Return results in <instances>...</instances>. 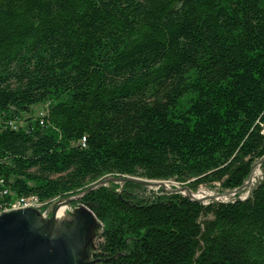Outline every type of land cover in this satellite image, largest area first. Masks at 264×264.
I'll return each instance as SVG.
<instances>
[{"label":"trees","instance_id":"1","mask_svg":"<svg viewBox=\"0 0 264 264\" xmlns=\"http://www.w3.org/2000/svg\"><path fill=\"white\" fill-rule=\"evenodd\" d=\"M263 154L264 0H0V204L233 189ZM117 187L73 200L103 264H264V175L222 202Z\"/></svg>","mask_w":264,"mask_h":264},{"label":"water","instance_id":"2","mask_svg":"<svg viewBox=\"0 0 264 264\" xmlns=\"http://www.w3.org/2000/svg\"><path fill=\"white\" fill-rule=\"evenodd\" d=\"M263 162L264 154L251 165L249 173L241 185L233 189H224L215 192L216 196L224 195L229 197L227 200L192 197L188 193L183 192V189L191 192V189L187 185H182L179 189H168L163 186L164 183L161 180L122 175L101 177L88 185L80 193H76L74 196H67L63 200L66 203L71 202L86 192L111 181H132L143 185L161 183L159 186L164 191L179 192L187 196L190 200L204 203L209 201L222 202L245 199L250 195L254 187L253 185L244 196H240L238 193L246 185L252 183L253 169L260 166ZM56 209L57 206L52 208L51 216L48 220L42 218L37 209L32 208L16 209L2 213L0 215V264H77L74 250L78 246L81 247L82 229L85 227L80 226L71 231H66L55 221ZM54 227L55 233L52 232Z\"/></svg>","mask_w":264,"mask_h":264},{"label":"rangeland","instance_id":"3","mask_svg":"<svg viewBox=\"0 0 264 264\" xmlns=\"http://www.w3.org/2000/svg\"><path fill=\"white\" fill-rule=\"evenodd\" d=\"M45 109V103H38L32 106V112L29 115H33L32 117H36V115L42 113V111ZM24 118V115H21V119ZM259 173L257 175L252 176V183L246 185L238 194L240 196H244L249 188L253 185L256 184V182L262 178L264 175V166L261 168L259 166ZM111 175H107L105 177H108ZM138 177V176H136ZM152 180H159V179H152ZM163 181L164 185H166L168 189H179L182 185L177 184V182L173 179H168V180H161ZM94 182V181H93ZM110 182L106 183L105 185H108ZM118 183V189L123 187L124 182H114ZM91 184V183H90ZM89 184V185H90ZM161 187L159 186L158 183L156 185H143L141 188H134L132 192L134 194L138 195H151L152 193H156L158 191V188ZM207 188L213 191H220V187L218 183H215L213 185H200L194 190H198L199 188ZM80 193V192H77ZM75 194L71 195L74 196ZM81 197V196H80ZM79 197V198H80ZM233 197V196H231ZM17 198V197H16ZM15 198V199H16ZM65 198V197H63ZM62 197H56L52 199L50 203H48L44 208L41 209L42 212L45 213V220L49 219L51 216V210L54 206H58V201L63 200ZM78 199V198H77ZM75 199V200H77ZM226 199H229V197H226ZM14 200V199H13ZM74 200V201H75ZM68 202L66 203V213L70 216L69 220H62L60 221L61 224L57 223L59 226L64 228L66 231H71L73 229H76V227L84 226L85 228L82 229V242H81V247L78 246L75 250V258L77 264H103V262L100 261L99 258H96L92 255V251L97 250L98 248V243L100 241V230H101V224L98 221L96 215L86 207L85 204L81 202ZM40 202V201H36ZM34 209V208H32ZM91 213H90V212ZM41 214V212H40ZM85 214V215H84ZM86 216V217H85Z\"/></svg>","mask_w":264,"mask_h":264},{"label":"bare ground","instance_id":"4","mask_svg":"<svg viewBox=\"0 0 264 264\" xmlns=\"http://www.w3.org/2000/svg\"><path fill=\"white\" fill-rule=\"evenodd\" d=\"M13 127H15V124H11ZM260 169L259 166L255 167L252 171V176L257 175V173H259ZM112 182V181H111ZM159 185H161V183H158ZM156 185V184H155ZM163 186L166 188L167 186L163 184ZM184 193H188L190 196L192 197H197V198H213V199H220V200H227L226 197L224 195L221 196H216L215 195V191L207 189V188H199L198 190H191V192H187L185 189H183ZM38 201L36 199L35 195H29V196H21L18 197L14 200H11L8 204L2 205L0 204V214L5 212L6 209V205H15V204H26V203H31V202H36ZM66 202L63 200H59L58 201V206L55 212V221L56 223H60V221L62 220H69L70 216L66 213ZM20 209H24V208H20ZM56 227V225H55ZM55 227L52 229V232L55 233ZM47 230V229H46Z\"/></svg>","mask_w":264,"mask_h":264},{"label":"built area","instance_id":"5","mask_svg":"<svg viewBox=\"0 0 264 264\" xmlns=\"http://www.w3.org/2000/svg\"><path fill=\"white\" fill-rule=\"evenodd\" d=\"M40 123H42L43 121L42 120H40L39 121ZM1 181V180H0ZM44 205V202L43 201H40V202H31V203H26V204H15V205H6V209H5V212L6 211H10V210H16V209H20V208H34V209H37L38 211H40L39 210V208L41 207V206H43ZM41 212V217L42 218H45V213L44 212H42V211H40ZM2 214V213H1ZM0 214V215H1Z\"/></svg>","mask_w":264,"mask_h":264}]
</instances>
